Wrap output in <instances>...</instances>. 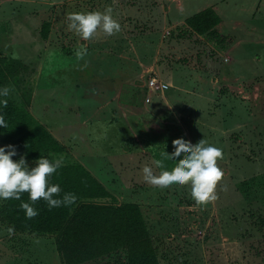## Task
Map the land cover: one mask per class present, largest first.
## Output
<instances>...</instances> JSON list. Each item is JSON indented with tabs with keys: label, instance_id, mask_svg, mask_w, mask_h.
<instances>
[{
	"label": "rangeland",
	"instance_id": "374dc122",
	"mask_svg": "<svg viewBox=\"0 0 264 264\" xmlns=\"http://www.w3.org/2000/svg\"><path fill=\"white\" fill-rule=\"evenodd\" d=\"M183 3L0 0L5 99L63 148L42 156H63V165L90 172L111 202L140 207L159 264H264V0L228 5L221 30L233 42L225 49L189 27ZM106 7L118 32L97 30L85 40L68 30L67 13ZM78 49L86 50L79 58ZM152 77L169 89L146 102ZM181 138L223 150L216 200L197 204L187 185L160 190L143 180L142 167L158 175L152 160ZM6 144L15 146L0 133ZM21 155L35 164L17 148L12 159ZM166 163L169 171L175 166ZM3 202L0 264H64L56 234L13 229ZM78 264H128V254Z\"/></svg>",
	"mask_w": 264,
	"mask_h": 264
},
{
	"label": "trees",
	"instance_id": "16d2710c",
	"mask_svg": "<svg viewBox=\"0 0 264 264\" xmlns=\"http://www.w3.org/2000/svg\"><path fill=\"white\" fill-rule=\"evenodd\" d=\"M221 18L212 8L201 11L187 19V24L197 34L221 49L228 48L233 38L221 34L217 26ZM7 60L0 54V87L8 80L4 69ZM7 133L15 147L26 157L35 160L44 153H61L60 143L49 131L35 125L31 117L12 102L0 106ZM52 183H59L65 192L76 195L70 205L61 204L49 208L46 201H28L27 192L19 200H4L1 215L11 227L21 232L56 234L57 250L64 264H78L95 260L118 250H126L128 264H159L148 230L140 210L134 203L111 202L115 199L90 172L80 165H62L51 176ZM28 201L38 209V214L28 218L20 207Z\"/></svg>",
	"mask_w": 264,
	"mask_h": 264
},
{
	"label": "clouds",
	"instance_id": "9594fccd",
	"mask_svg": "<svg viewBox=\"0 0 264 264\" xmlns=\"http://www.w3.org/2000/svg\"><path fill=\"white\" fill-rule=\"evenodd\" d=\"M67 28L82 39H89L97 30L111 35L120 30L119 22L113 17L110 7L104 10L72 11L67 13ZM86 50L78 49L75 52L77 58ZM10 88L0 87V106L7 105ZM7 127V121L0 113V128ZM7 149V150H6ZM173 152H161L159 159H153L152 164L161 169L155 174L153 168L145 164L141 171L143 180L165 190L173 185H187L190 187L192 199L197 204H205L217 199L216 186L222 179L224 172L218 166V160L223 158V150L213 143L201 138L196 143L177 139L173 141ZM16 155L14 145H0V201L19 200L21 194L27 192L28 201L35 202L38 199L46 201L51 209L61 204L70 205L77 199L70 192L61 193L59 183H52L51 176L63 165V156L49 159L47 156H38L35 164L29 166L23 155L13 160ZM166 161L174 163L171 171L167 170ZM21 201L20 207L28 218L38 214V209L32 203ZM11 231V229H9Z\"/></svg>",
	"mask_w": 264,
	"mask_h": 264
},
{
	"label": "crops",
	"instance_id": "0c3cea01",
	"mask_svg": "<svg viewBox=\"0 0 264 264\" xmlns=\"http://www.w3.org/2000/svg\"><path fill=\"white\" fill-rule=\"evenodd\" d=\"M210 0L209 3H206V0L203 2L202 0H184V14H180L182 16H184L185 18H190L191 16L208 9L209 7L212 9H214V11L220 16L222 22L219 24V26L217 27L218 31L223 35V34H229V33H223L221 30V26L223 25V21L226 20V16L228 15V13L231 11L230 7L233 5L231 3L235 2L236 4L239 3L240 0H227V2L225 4H222V0L217 1L216 3H211ZM211 3V4H210ZM210 4V6H208ZM231 4V5H230ZM230 5V7L228 6ZM228 7V8H227ZM245 8H237L238 11L241 12L244 11Z\"/></svg>",
	"mask_w": 264,
	"mask_h": 264
},
{
	"label": "built area",
	"instance_id": "2783aa9c",
	"mask_svg": "<svg viewBox=\"0 0 264 264\" xmlns=\"http://www.w3.org/2000/svg\"><path fill=\"white\" fill-rule=\"evenodd\" d=\"M147 87L151 91L146 98V102H151L152 96L164 93L169 89V85L166 82H162L157 77H152L149 79Z\"/></svg>",
	"mask_w": 264,
	"mask_h": 264
}]
</instances>
